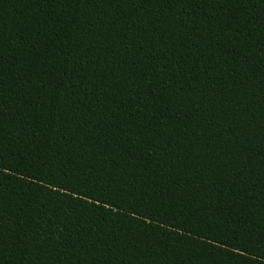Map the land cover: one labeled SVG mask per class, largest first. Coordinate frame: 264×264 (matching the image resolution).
Returning <instances> with one entry per match:
<instances>
[{
  "label": "trees",
  "instance_id": "1",
  "mask_svg": "<svg viewBox=\"0 0 264 264\" xmlns=\"http://www.w3.org/2000/svg\"><path fill=\"white\" fill-rule=\"evenodd\" d=\"M0 264H264V0H0Z\"/></svg>",
  "mask_w": 264,
  "mask_h": 264
}]
</instances>
